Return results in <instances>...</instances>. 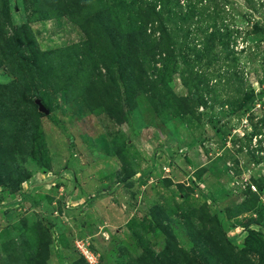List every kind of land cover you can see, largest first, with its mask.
Listing matches in <instances>:
<instances>
[{"label":"rangeland","instance_id":"rangeland-1","mask_svg":"<svg viewBox=\"0 0 264 264\" xmlns=\"http://www.w3.org/2000/svg\"><path fill=\"white\" fill-rule=\"evenodd\" d=\"M167 1L0 0V264H264V0Z\"/></svg>","mask_w":264,"mask_h":264},{"label":"trees","instance_id":"trees-1","mask_svg":"<svg viewBox=\"0 0 264 264\" xmlns=\"http://www.w3.org/2000/svg\"><path fill=\"white\" fill-rule=\"evenodd\" d=\"M163 1H167V0H163ZM168 2V1H167ZM166 2V3H167ZM2 5L3 6H6L7 5V2H6V0H2ZM73 5H75L76 6V4H75V2H73ZM154 13H151V14H149V13H144L143 15H142V22H141V24L140 25H142V26H144V25H146V24H148V23H150V22H152L153 20L154 21H156L154 18H153V15ZM9 24V20H8V17H7V15L6 16H1L0 15V32H3V30L5 29V27H7V25ZM134 27H135V25H133ZM22 29H24V27H21V30ZM24 31V30H23ZM144 35H145V31H144V29L142 28V30L140 31V33L137 35V37H144ZM14 36L15 37H17L18 36V33H16L15 32V34H14ZM0 40L1 41H3L4 43H7V41L3 38V36L1 37L0 36ZM9 42H11L12 44L14 43V42H16L15 40H14V38H12L11 40H9ZM6 46H7V44H5ZM9 52H11V51H9ZM25 62L24 63V66H25V68L26 69H28V70H30V68H33L34 70H36L35 68H38V66H37V61L35 60V59H33V60H31L30 58H25L24 56H20L19 57V62ZM30 63V64H29Z\"/></svg>","mask_w":264,"mask_h":264},{"label":"built area","instance_id":"built-area-1","mask_svg":"<svg viewBox=\"0 0 264 264\" xmlns=\"http://www.w3.org/2000/svg\"><path fill=\"white\" fill-rule=\"evenodd\" d=\"M80 250L82 251V254L84 255V258L88 261V263L89 264L92 263V257L88 254L87 250L86 249H81V247H80Z\"/></svg>","mask_w":264,"mask_h":264},{"label":"water","instance_id":"water-1","mask_svg":"<svg viewBox=\"0 0 264 264\" xmlns=\"http://www.w3.org/2000/svg\"><path fill=\"white\" fill-rule=\"evenodd\" d=\"M39 108L44 114H48V111L41 104H39Z\"/></svg>","mask_w":264,"mask_h":264}]
</instances>
